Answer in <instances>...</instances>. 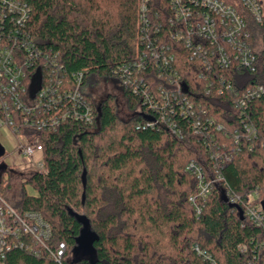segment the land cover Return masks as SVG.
<instances>
[{"label":"trees","instance_id":"trees-1","mask_svg":"<svg viewBox=\"0 0 264 264\" xmlns=\"http://www.w3.org/2000/svg\"><path fill=\"white\" fill-rule=\"evenodd\" d=\"M25 1L32 8L28 29L36 45L57 54L66 81L72 73L83 72L84 88L90 75L120 83V69L147 50L145 34L168 44L174 60L163 74L152 62L139 74L156 96L160 87H174L170 78L177 74L186 87L181 98L191 100L197 112L205 108L204 116L215 121L214 126L204 121L199 127H207L214 140L203 137L206 130L196 133L192 120L181 116L179 108L170 115L183 137L164 125H149L152 116L159 114L144 107L142 95L130 87L123 89L131 112L127 119L120 117L116 96L109 95L98 104L87 95L96 114L92 124L69 118L46 131L20 124L19 131L28 139L39 138L43 167L23 182L18 198L10 194V168L0 167V192L20 215L39 213L52 233L46 246L12 248L3 264H264V232L246 217L242 219L236 207L242 208L251 193L264 189V93L243 108L242 118L235 107L237 94L264 86V50L257 49L264 21H254L240 0H229L247 18L258 61L255 70L237 64L222 68L211 53L206 64L183 40L172 38L175 22L170 20L169 0L150 2L153 24L160 25L158 35H153L154 27L141 31L140 0ZM207 47L211 49L209 42ZM39 69L44 70L42 77H49L50 67ZM247 122L255 126L257 138L243 136ZM217 125L223 128L217 130ZM236 130L241 133L239 142ZM223 145L229 153L239 150L231 153L229 161L217 160L223 181L197 214L190 200L198 193L197 177L187 165L196 160L207 171L213 170L211 152H222L218 146ZM6 158V152L0 154V161ZM26 183L35 193L25 190ZM70 211L89 221L90 234L96 237L95 258L74 253L84 233L83 224ZM26 240L33 241L29 236ZM61 243L66 251L59 263L52 252Z\"/></svg>","mask_w":264,"mask_h":264},{"label":"built area","instance_id":"built-area-1","mask_svg":"<svg viewBox=\"0 0 264 264\" xmlns=\"http://www.w3.org/2000/svg\"><path fill=\"white\" fill-rule=\"evenodd\" d=\"M150 2L151 0H140L141 31L150 32L154 27L153 35H158L160 25L153 24ZM169 2L173 11L170 20L175 22L171 36L178 41L183 40L193 51V55L203 57L206 64H210L208 55L211 53L215 62L222 68H230L237 64L255 70L258 56L250 43L252 33L245 14L236 5L229 0H169ZM240 4L254 21L257 23L264 21V6L260 0H240ZM31 12L32 8L25 0H0V128L10 130L19 138L20 144L16 146L19 156L27 160L28 167H34V171H38L43 167V147L37 136L31 141L25 133L19 131L20 124L36 128L38 131H46L55 129L63 120L69 118L92 124L96 114L94 106L87 98L86 88L83 87L84 73L74 72L70 76V81H66L64 66L58 62L57 54L51 55L36 45L28 29ZM142 39L147 50L137 61L130 62L120 69V83L123 89L130 87L135 93H140L144 107L159 114V117H155L146 112L153 118L149 125H164L177 136L183 137L175 118L170 115L176 114L179 108L181 116L192 120L191 124L196 133L206 130L203 137L209 136V140H214L213 133L209 132L207 127L205 129L199 127L204 121L214 126L215 121L210 116H204L205 108L202 107V110L197 112L191 100L187 97L181 98L186 87L177 74H174L175 79L170 78L171 84L174 85L170 89L173 91L160 87V92L158 91L160 96H156L151 84L140 76L139 73L146 69L147 62L154 63L163 74L165 67L174 60V56L169 52L170 46L157 43V36L152 39L145 34ZM208 42L212 50L207 47ZM41 66L51 68L49 77H42L41 72L44 70L39 69ZM222 81L226 83L225 79ZM226 86L231 88V84ZM263 93L264 86L256 85L236 95L235 107L241 111V118L243 108ZM172 96H175V103L171 102ZM51 109L55 112H51ZM222 128V125H217V130ZM243 128V136L250 140L257 138V130L253 124L247 122ZM240 134L236 130V142H239ZM218 149L223 150L224 145L218 146ZM238 150L235 148L230 153L227 150L212 151L214 167L210 171L196 160L190 161L187 165V170L197 177L198 193L190 197L197 214L202 212L212 189L223 181L221 161L217 160L223 157L222 162L229 161L232 158L231 153ZM242 209L244 218L264 232V189L251 193L243 202ZM51 233L50 224L39 213L27 212L20 215L0 192V264H3L7 252L12 248L25 247L34 250L35 244L46 246ZM28 236L32 242L26 240ZM196 249L199 250L198 247ZM244 250H247L246 246ZM65 251L66 246L61 243L57 251L52 252L59 263H62Z\"/></svg>","mask_w":264,"mask_h":264},{"label":"rangeland","instance_id":"rangeland-1","mask_svg":"<svg viewBox=\"0 0 264 264\" xmlns=\"http://www.w3.org/2000/svg\"><path fill=\"white\" fill-rule=\"evenodd\" d=\"M260 1L264 6V0ZM257 49L258 51L264 50V31H261V33L258 34ZM86 90L90 93L88 95H90L98 104L109 95L116 96L118 98L120 117L127 119L131 116V112L127 107L126 99L123 94V87L118 81L105 80L95 75H90L86 84ZM19 144V138L15 136L10 130H7L4 127L0 128V154L3 152L7 153V158L0 161V167L6 166L11 170L10 174L12 176V189L10 194L14 198L20 197L22 193L23 182L33 174L35 169L34 167L21 166L22 164L17 162L18 160L14 161L13 157L10 158L12 155H20L16 148V146ZM21 161L23 164L27 162L25 158H23ZM25 190L30 194L35 193V190L30 183H26Z\"/></svg>","mask_w":264,"mask_h":264},{"label":"water","instance_id":"water-1","mask_svg":"<svg viewBox=\"0 0 264 264\" xmlns=\"http://www.w3.org/2000/svg\"><path fill=\"white\" fill-rule=\"evenodd\" d=\"M85 177H86V173H84V186L86 185ZM236 207L239 210L241 218L244 219L243 209L238 205H236ZM70 212L79 220V222H81L83 224V230L82 231L84 233V235L81 238H79V240H78L79 245L77 247H75L74 253L78 255L79 253L82 252L84 255H89L92 259L95 258L96 251H95V248L93 247V244H94L96 237L93 236L92 234H90V223H89V221L87 220L86 216H81L77 213H73L72 211H70Z\"/></svg>","mask_w":264,"mask_h":264},{"label":"crops","instance_id":"crops-1","mask_svg":"<svg viewBox=\"0 0 264 264\" xmlns=\"http://www.w3.org/2000/svg\"><path fill=\"white\" fill-rule=\"evenodd\" d=\"M86 92H87L88 94H90L87 90H86ZM12 157H13V160H14V161L18 160L17 162L21 163V164H22L21 166L28 167L27 163H25V164L22 163V161H21V160H23L22 157H19L17 154H16V156H14V155L10 156V158H12ZM19 158H22V159H19Z\"/></svg>","mask_w":264,"mask_h":264}]
</instances>
